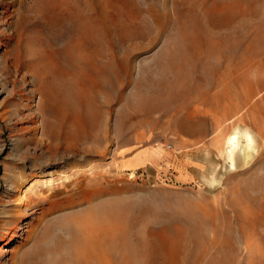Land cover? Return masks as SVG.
<instances>
[{
    "label": "rangeland",
    "instance_id": "rangeland-1",
    "mask_svg": "<svg viewBox=\"0 0 264 264\" xmlns=\"http://www.w3.org/2000/svg\"><path fill=\"white\" fill-rule=\"evenodd\" d=\"M86 213L109 264H264V0H0V264Z\"/></svg>",
    "mask_w": 264,
    "mask_h": 264
},
{
    "label": "bare ground",
    "instance_id": "bare-ground-1",
    "mask_svg": "<svg viewBox=\"0 0 264 264\" xmlns=\"http://www.w3.org/2000/svg\"><path fill=\"white\" fill-rule=\"evenodd\" d=\"M249 137L247 134H245ZM237 146L232 143V147ZM244 156V164L248 162L245 150H242ZM231 167H235V159L233 152L229 154ZM216 181L213 180V183ZM107 218V217H106ZM70 238L66 243L68 251L67 256L61 261L66 264H109V250L112 234L104 221H96L89 217L86 213L83 216L73 217L66 223ZM64 227V226H63ZM65 229V228H64ZM15 230V228H14ZM45 235V233H43ZM69 237V235H68ZM61 248L59 243H56L51 253H56ZM36 264H40L37 262Z\"/></svg>",
    "mask_w": 264,
    "mask_h": 264
}]
</instances>
